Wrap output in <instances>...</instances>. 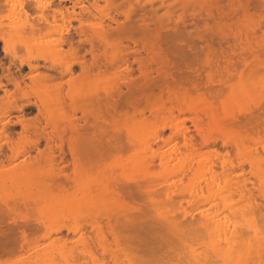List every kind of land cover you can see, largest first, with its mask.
Listing matches in <instances>:
<instances>
[{"label":"bare ground","instance_id":"obj_1","mask_svg":"<svg viewBox=\"0 0 264 264\" xmlns=\"http://www.w3.org/2000/svg\"><path fill=\"white\" fill-rule=\"evenodd\" d=\"M72 1L83 8L82 12L85 13H89L90 9L96 10L100 3V0ZM113 1L115 3L114 5L113 2L111 3L113 6L111 9L109 6L108 10L106 8L100 12L103 18L109 19L99 24V30L96 28L88 32L89 35L86 33L87 37L84 30H78V32L81 31L82 37H86L85 40L88 42H84L88 45L91 46L93 42L100 43V41L108 43L105 40L111 33V22H117L120 19L119 15L125 12L122 11V5L117 4V0ZM125 1L131 3L132 0ZM145 1H147L146 4H144ZM132 2H136V5L124 13L127 20L144 16L147 13L157 14L161 10H164L165 14L180 12L182 15L191 9L209 15L219 11L213 8L215 2L212 0H133ZM52 6L48 7H52L53 17L65 12L63 10L66 6L63 2ZM43 11L46 12L47 8ZM220 11L224 12L223 9ZM228 11L234 12L227 8L225 13ZM244 12L248 10L244 9ZM76 16L74 18H78ZM74 33L67 34L68 40L66 38L64 40L71 44L80 35V33ZM235 41L239 39L236 38ZM101 43L100 45H104L105 48V44ZM107 48L100 59L95 56L92 64L82 68L84 77L80 82L84 81V83L82 82L81 85L77 83L79 87H71L70 93L68 88L64 91L65 95L68 91L69 95H67L72 102L76 101H73L74 98H82L85 95L91 97L88 98L89 101H93L94 98L88 96L91 90L96 91L97 89L94 87L97 80H94L95 77L91 74L93 64L100 62L105 69H107L105 64L119 68L126 66L127 62L133 58L132 60L138 64L136 70H139L141 74H139L140 81L130 80L131 78L127 80V77L125 81L113 77L110 79V76L108 78L104 74V70L101 79L105 82L98 83L99 91L95 93L98 96L97 100H101L100 102L94 101L102 107L99 111L101 113L99 120L102 118L104 125L102 123L100 128L106 132L110 129L108 126L104 129L106 128L105 123L111 127L108 137L111 139L105 137L109 131L105 134L103 132L105 136H102L109 140L108 142H115L120 151L115 146H113L115 148L113 151L120 153L118 152L119 154L111 159V162H106L104 166L101 165L97 174L93 172L94 177L88 176L92 173L85 171L89 168L85 170L79 168L80 170L77 169L71 177H68L69 181L60 180L57 176H48L32 163V166H25L23 171L5 168V166L0 167V192L14 188L35 189L36 192L31 199L24 200L23 203L38 206L47 215V218L41 222L43 229L42 233L36 236L37 238L28 239V234L22 233L24 241L20 250L22 253H29L26 256L29 260H22L21 264H135L138 261H135L133 254L122 246L123 228L132 230L139 223L145 222L144 225H146L149 220H153L154 225L158 224V229L153 225L155 230L159 231L158 235L160 234L156 237H161L165 242L167 252H176L181 255L178 251L179 247L175 244H180L181 249L186 250L182 255L187 253V264H216L217 262L221 264H264V104L248 106L236 113L222 115L214 106L215 103L206 102L204 94L198 93L200 90L196 83L193 88L199 94L198 99L171 93L164 97L167 101L161 99L165 102L159 103L161 100L159 104L152 102L155 97L161 98L168 90V86L162 85L165 84L163 82L159 83L160 79H152L151 73L156 66H153L154 59L151 55L153 52H149L151 48L149 50L144 46L140 52L135 47L133 53H130L132 55L128 54L132 52V47L129 50L124 48L126 53L114 51V46L113 48L110 46L109 49H111L108 51ZM260 59V57H255L250 61L244 58L245 68L241 71L242 76L245 77L243 74H247L245 71H254L253 68L257 67L254 72L256 74L251 71L253 76L252 73L250 74L252 77L246 76L251 78L249 82L245 80L243 84H229L237 70L231 67V71L227 72L224 67L225 76L222 75V78L219 77L216 80L221 87H219L220 91L225 90L223 87L229 89H227L229 95L228 92L224 95V91H221L223 95L219 96L220 99L224 97L222 98L224 109L245 105L244 103L250 97L264 91V60ZM51 60L57 70L59 66L56 67V65L58 64L55 59ZM69 67L66 68L65 76L74 71ZM211 77H208L207 81L214 82ZM254 77H257L256 81ZM105 78L110 79V82ZM117 79L122 82L123 85H120L123 88L118 84ZM141 81L144 82L141 84ZM48 84L44 87L47 88ZM59 84L60 82L51 85L52 88H48L50 91H45V95L41 97V106L46 110L48 108V111L51 108L55 115L53 119L58 123L63 111L61 105L63 102L61 103L60 99L67 97V95L61 97L64 92ZM136 95L137 98H135ZM130 96H134L135 100ZM48 97L49 100L53 97L51 106L47 105L50 102ZM86 97L83 100H77L80 102L76 103L81 105L82 101L87 100ZM127 97L132 99L131 103L126 101ZM127 102L129 106L126 105ZM122 104L124 107L125 105L129 107L131 112L123 113L121 121L117 117L118 114H115L118 105L120 109ZM252 124L253 126L248 128ZM56 133L58 134L55 132V135ZM51 135L46 139L48 144H53L55 138L56 141H60V135L50 137ZM31 150L24 148L19 153L23 157L27 156ZM13 153L12 155H15L16 152ZM18 154H16L17 157ZM89 178L91 179L87 180ZM8 203V201L3 202V205L8 206ZM153 226H149L148 233L151 232L153 228L150 229V227ZM138 229L140 228L137 227ZM138 237V240H142L143 233ZM145 240L148 241L147 238ZM135 244L141 243L135 241ZM163 244L162 246L165 245ZM151 247L153 248L152 245ZM161 248L164 249V247ZM200 248L204 251L200 252ZM159 251L157 254L160 253ZM171 254L170 257L172 256L176 261L175 258L178 255L174 254V257ZM142 255L147 254L142 253ZM166 257H169L167 253ZM179 257L182 261V256ZM185 258L187 259L186 256ZM185 258L183 256V259ZM142 261L140 259V264L143 263ZM145 261H148L147 258ZM9 262L7 264H10Z\"/></svg>","mask_w":264,"mask_h":264},{"label":"rangeland","instance_id":"obj_2","mask_svg":"<svg viewBox=\"0 0 264 264\" xmlns=\"http://www.w3.org/2000/svg\"><path fill=\"white\" fill-rule=\"evenodd\" d=\"M88 1L91 2L93 0ZM106 1L100 0L96 10L90 9L89 13H85L82 12L83 8L79 5L78 7L76 2H74V4L71 0H0V167L5 166V168L21 171L25 166L31 165L32 163L33 166L40 168V170L44 171L48 176H57L60 180L69 181L68 177H71L79 168L83 170L89 168L85 171L91 172L92 175L88 176L94 177V174L100 170L101 165H105V163L109 161L111 162V159L120 153L119 146L111 141L110 145V142H108L109 140H107L111 139L108 138L111 132L110 125H106L107 123H105L106 128H104L107 129L109 127L108 129L110 130L106 131H109V134L100 128V125H102L104 121L102 118H100L102 122L99 120L101 115L99 111L102 110V107L100 105L98 106L97 102L101 100H97L98 96H96L95 93L99 91L100 85H98V83L105 82L101 79L103 76L102 71L104 72V70V74H106L108 78L111 77L110 79L119 78L121 81H125L131 78L130 80L138 79L140 81L141 74L139 70H136L138 64L132 60L133 58H129L130 61L127 62L128 65L126 64L129 68L125 65L117 68L105 64L104 66H107V69H105L100 62H95V64H93L91 74L94 75V80H97V84L95 81L93 82L94 85L96 84L94 87H97V89L96 91L91 90V93L88 94V96L94 98L93 101H89L90 99L88 100V98L91 97H86L85 95L84 97H86L88 101H82V104L79 105L77 103L80 101L77 100H83L84 97L74 98L73 101H76L72 102V99L68 97V91L66 93V95L68 94L67 97H62L65 95L67 88L70 93L71 87H79L84 83V81H82L83 83L80 82L82 77H84L82 68L92 64L95 56L100 59L106 48L108 47V51L110 46L112 48L114 46V51L120 53L132 47V52H127L129 55H132L130 53H133V48L135 47H137L135 49L140 52L143 50L144 46L149 50L151 48L149 52H153L151 53L154 59L153 66H156L151 73L152 79H160L159 83L163 82L165 84L162 85L168 86V90L162 95L163 98L155 97L152 102L155 101L158 103L161 99L167 101L164 97L171 93L195 99L197 95H199L193 88L196 83L200 90L198 93L204 94L203 96H205L204 99L206 102L215 103L214 106L217 107L219 114L222 115L232 112L236 113L248 106L264 104L263 91L252 98L250 97L248 101L244 103L245 105L240 107L235 106L226 110L223 108L224 99L222 98L224 97L220 99L219 96L225 95L227 92L229 95V89L221 85L225 90L228 89L227 91L222 89L221 91H224L222 94L219 90L221 87L216 82L219 77L222 78V75L225 76L226 70L224 67H226L227 72L231 67H234L237 71L239 69V71H236L231 77L229 84H243L245 80L249 82V78L256 72L255 68L257 66L253 68L254 71L249 69L253 73L248 70L245 71L247 72V74H243L245 77L252 76L244 79L245 77L241 74V71L245 68L243 62L244 58L252 61L255 57H260V60H264V41H259L260 39L264 40V0H212L215 2L213 8L219 9V11L210 15L207 13L195 12L193 9L183 15L180 14V12L165 14L164 10H161L157 14L147 13L144 16L135 17L131 20H127L124 13L131 7H134L136 2H132L133 0L131 3L125 0H117V4L122 5V11L125 12L119 15L120 19H118L117 22H111L113 29L111 28V33H109V36H107L105 40L108 41V43L102 42L106 47L104 48V45H100L101 41L100 43H94L92 41L94 44L92 43L90 46L88 43H85L88 42L85 40L87 37L86 33L88 34V32L90 33V31L96 28L99 30V24L102 23L103 20L108 21L109 18L106 19L107 17H104V19L100 12L106 8V10H108L109 6L111 9L112 4L114 5L115 3L113 0ZM58 2H63L65 4L66 8L63 10L65 12L62 11L63 13H61V15L56 14L57 17H53L51 12L52 5ZM146 3L147 1L144 2V4ZM48 6H52L50 7L51 9ZM227 8L234 10V12L231 13L228 11L225 13ZM43 9L46 12H44ZM48 9H50V11ZM222 9L224 12L220 11ZM244 9L248 10V12L245 13ZM44 13L48 15L45 16ZM75 15H77L76 17L78 18H74ZM78 30H84L83 32H85L84 34L86 37H82L81 31L78 32ZM74 31L76 33L78 32L77 34L80 33L81 36L78 35V38H75L70 44V42L67 41V34L74 33ZM65 38L67 40H64ZM236 38H238L239 41H235ZM108 44L110 46H108ZM4 47H6L5 50ZM253 52L255 54H253ZM51 59H55L56 64H58L56 65V67L59 66L57 70L51 62ZM29 65L31 67H29ZM68 65L74 71H72V75L67 74L65 76L66 68L69 67ZM259 65H261V63ZM108 71L109 73H107ZM60 76L62 78H60ZM208 77H211L214 82L207 81ZM257 77H254L256 78L255 81ZM108 78L107 80L105 78V80L110 82ZM58 79L59 81H57ZM119 79H117V82H119L118 84L120 85L122 82L118 81ZM223 79H225V77ZM241 79L243 81H241ZM54 80L56 81L54 82ZM46 82L49 83L47 88L44 87L46 86L45 84H47ZM53 82H60L61 85L59 84V87L62 86L63 88L61 90L64 92H61L63 93L61 95L63 100L60 99V102H63L61 104L63 111L59 123L53 119L55 115L50 108L53 97H51V100H49L48 97L50 102H48L47 105H50V111H48V108L46 110L41 106V97L45 95V91H50L52 88L51 85H54ZM126 82L124 84H126ZM143 82L144 81H141V84ZM128 97L126 101L128 100L131 103V100H135L138 96L136 95L135 98H133L134 96H130L132 99H128ZM140 98L142 97L140 96ZM96 100L97 102L95 104L94 101ZM121 100L122 98L120 101ZM123 100L125 101V97ZM163 101L164 100H161L159 103ZM124 104H122L120 109L118 108L121 104L118 105L115 114H118L117 117H119L121 121L123 119V113L131 112L129 107H126L129 103L127 102L125 105L127 109L124 107ZM99 107H101V109ZM128 110L130 111L128 112ZM114 119L116 120V118ZM250 126L252 127L253 124L249 125L248 128H250ZM55 132H58V134L56 133L55 135ZM103 132L104 134L106 133L107 136H105ZM49 135H51L50 137L60 135V141H56L57 139L55 138V143L52 142L53 144H48L46 139ZM82 140L83 142H81ZM113 146L119 151H113L115 150ZM24 148L32 150L27 156L22 157L19 151L21 152ZM13 152H16L15 155H12L14 154ZM16 154L19 156L17 157ZM99 161H101L100 164ZM93 172L95 173L93 174ZM77 175L81 176L78 173ZM90 179L91 178L87 180ZM35 192V189L29 190L28 188L6 189L0 192V264H7L9 261L10 264H21L20 261L29 260V258L26 257L29 253L25 254L20 250L24 241L22 233L28 234V239L33 237L37 238L36 236L42 233L43 228L41 222L47 218V215L40 207L23 203L25 202L24 200L31 199V196L34 195ZM135 195L136 194H134V196ZM137 199L141 200V198ZM7 201L9 202L8 206L3 205V202ZM149 221H147L148 224L146 223V225H144L145 222H143V226L139 223V225H137L136 228H132V230H130V228H123L121 239L122 246L126 251L128 249L130 254H133L135 261H138L137 263L135 262V264H140V259L141 261L143 259V263L141 264H182L183 262L187 264V253L182 255L186 250L181 249L182 246H180V244H175L176 247H179L178 249L180 250L178 251L181 252V255L176 252H171L172 254L167 252L165 242L161 237H156L160 236V234L158 235L159 231L155 230L157 227L159 228L158 224L154 225L153 220ZM153 225L156 226V228H154ZM149 226H153L150 227V229L153 228L151 229V234L148 233L150 231L148 229ZM137 227L140 229L137 230ZM154 230L155 232H153ZM160 232H162V230H160ZM142 233L143 237L145 239L147 238L148 241L143 239V237L142 240L144 242L141 239L138 240L139 234ZM146 233H148V235H146ZM135 241L141 244L136 245ZM144 243L148 244V246L146 244L144 245ZM162 244L164 246H162ZM161 247H164V249ZM147 248H150L149 250L151 251L149 252ZM144 249L147 250V252ZM158 251L161 255L160 253L157 254ZM199 251L203 252L204 250L202 251L200 248ZM142 253L147 255L143 256ZM166 253L169 257H166ZM173 253L178 255V257L182 256L181 260L184 261H180V257L178 258L177 256L175 261L172 256L170 257V254L174 255ZM183 256L184 258L185 256L187 257V259L185 258L186 261L183 259ZM145 257L148 260L147 262L145 261ZM216 264L221 263L217 262Z\"/></svg>","mask_w":264,"mask_h":264}]
</instances>
